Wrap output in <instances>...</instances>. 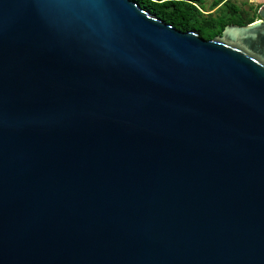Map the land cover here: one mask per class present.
<instances>
[{
    "label": "water",
    "instance_id": "obj_1",
    "mask_svg": "<svg viewBox=\"0 0 264 264\" xmlns=\"http://www.w3.org/2000/svg\"><path fill=\"white\" fill-rule=\"evenodd\" d=\"M257 13L0 0V264H264Z\"/></svg>",
    "mask_w": 264,
    "mask_h": 264
},
{
    "label": "trees",
    "instance_id": "obj_2",
    "mask_svg": "<svg viewBox=\"0 0 264 264\" xmlns=\"http://www.w3.org/2000/svg\"><path fill=\"white\" fill-rule=\"evenodd\" d=\"M175 28L195 30L205 39L221 33L225 25H245L259 19L261 4L243 6L236 0H133Z\"/></svg>",
    "mask_w": 264,
    "mask_h": 264
},
{
    "label": "rangeland",
    "instance_id": "obj_3",
    "mask_svg": "<svg viewBox=\"0 0 264 264\" xmlns=\"http://www.w3.org/2000/svg\"><path fill=\"white\" fill-rule=\"evenodd\" d=\"M210 0H206L205 6L208 7ZM237 3H243V6L246 7L247 5H257V4H263L264 0H236Z\"/></svg>",
    "mask_w": 264,
    "mask_h": 264
}]
</instances>
